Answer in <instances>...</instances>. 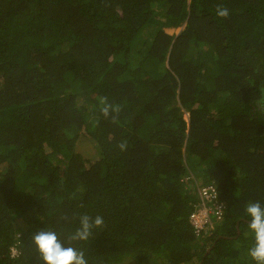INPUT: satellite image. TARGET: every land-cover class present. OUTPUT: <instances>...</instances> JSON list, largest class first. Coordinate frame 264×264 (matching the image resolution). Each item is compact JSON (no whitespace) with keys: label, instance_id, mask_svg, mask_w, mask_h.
Wrapping results in <instances>:
<instances>
[{"label":"trees","instance_id":"obj_1","mask_svg":"<svg viewBox=\"0 0 264 264\" xmlns=\"http://www.w3.org/2000/svg\"><path fill=\"white\" fill-rule=\"evenodd\" d=\"M211 183L224 215L198 236ZM250 201L264 205V0H0V264H42L32 233L64 239L82 213L107 225L72 242L89 264H256Z\"/></svg>","mask_w":264,"mask_h":264},{"label":"clouds","instance_id":"obj_2","mask_svg":"<svg viewBox=\"0 0 264 264\" xmlns=\"http://www.w3.org/2000/svg\"><path fill=\"white\" fill-rule=\"evenodd\" d=\"M216 14L221 18H227L229 10L218 5ZM120 112V106H114L107 101V98H104L100 113L105 119L111 118L113 122H116ZM187 117L189 118L188 114ZM118 148L121 151L127 150V141L122 140L118 144ZM79 206L83 207L82 204ZM245 212L251 218L248 227L254 233L255 241L248 250V255L256 264H264V205L260 201H250L245 206ZM63 219L67 220V216H64ZM78 219L79 226L64 239H61L55 230L47 228L32 233L30 242L35 246L42 264H89V258L85 250L73 246L72 242L88 241L93 236L94 230L99 229L102 231L107 225L104 217L100 214L92 216L88 213H82ZM10 259H16L15 252L12 253Z\"/></svg>","mask_w":264,"mask_h":264},{"label":"built area","instance_id":"obj_3","mask_svg":"<svg viewBox=\"0 0 264 264\" xmlns=\"http://www.w3.org/2000/svg\"><path fill=\"white\" fill-rule=\"evenodd\" d=\"M195 209L190 215V223L195 233L201 236L203 233L214 229L216 220H221L224 215L223 203L217 186L213 183L198 187ZM16 252V248H13Z\"/></svg>","mask_w":264,"mask_h":264},{"label":"rangeland","instance_id":"obj_4","mask_svg":"<svg viewBox=\"0 0 264 264\" xmlns=\"http://www.w3.org/2000/svg\"><path fill=\"white\" fill-rule=\"evenodd\" d=\"M184 26L181 27H174V28H168L167 31L171 34L178 35L180 31L183 29Z\"/></svg>","mask_w":264,"mask_h":264}]
</instances>
